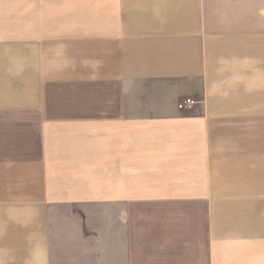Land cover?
<instances>
[{"label": "crops", "instance_id": "1", "mask_svg": "<svg viewBox=\"0 0 264 264\" xmlns=\"http://www.w3.org/2000/svg\"><path fill=\"white\" fill-rule=\"evenodd\" d=\"M0 264H264V0H0Z\"/></svg>", "mask_w": 264, "mask_h": 264}, {"label": "built area", "instance_id": "2", "mask_svg": "<svg viewBox=\"0 0 264 264\" xmlns=\"http://www.w3.org/2000/svg\"><path fill=\"white\" fill-rule=\"evenodd\" d=\"M194 104H195V102L192 99H187L184 102H182L181 104H179L178 108L180 110H186L187 108H191Z\"/></svg>", "mask_w": 264, "mask_h": 264}]
</instances>
